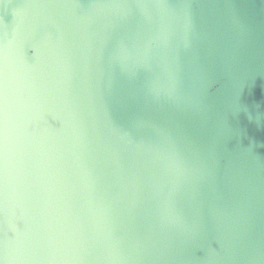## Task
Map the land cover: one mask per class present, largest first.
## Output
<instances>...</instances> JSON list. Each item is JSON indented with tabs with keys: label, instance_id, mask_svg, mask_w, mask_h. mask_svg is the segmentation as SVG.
Returning <instances> with one entry per match:
<instances>
[{
	"label": "water",
	"instance_id": "water-1",
	"mask_svg": "<svg viewBox=\"0 0 264 264\" xmlns=\"http://www.w3.org/2000/svg\"><path fill=\"white\" fill-rule=\"evenodd\" d=\"M0 264H264V0H0Z\"/></svg>",
	"mask_w": 264,
	"mask_h": 264
}]
</instances>
